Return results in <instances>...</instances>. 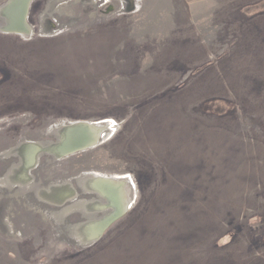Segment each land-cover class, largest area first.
I'll return each mask as SVG.
<instances>
[{
	"label": "rangeland",
	"instance_id": "1",
	"mask_svg": "<svg viewBox=\"0 0 264 264\" xmlns=\"http://www.w3.org/2000/svg\"><path fill=\"white\" fill-rule=\"evenodd\" d=\"M9 1L0 264H264V0H34L27 34ZM77 122L108 126L57 159ZM93 175L128 209L87 242L113 211Z\"/></svg>",
	"mask_w": 264,
	"mask_h": 264
},
{
	"label": "bare ground",
	"instance_id": "2",
	"mask_svg": "<svg viewBox=\"0 0 264 264\" xmlns=\"http://www.w3.org/2000/svg\"><path fill=\"white\" fill-rule=\"evenodd\" d=\"M22 14L23 13L21 10V5H18L16 9H13L11 11L10 20L12 23H11V27L9 28V30H11L12 32H25L26 34L29 32L28 29L24 28L27 26L25 23L26 15L25 13L24 15ZM9 30L5 28L4 31L9 32ZM86 123L90 127L100 128L99 134L104 128L107 129V126H108L106 123H89V122H86ZM38 150L39 149L35 146L30 147L29 152L27 153V156L25 158L26 168L32 167L33 163L35 162L34 156H36ZM89 178L93 179V184L95 185V187H97L99 195L108 201L109 206L113 210L112 214L109 217L104 218L100 221L98 220V221L92 222L91 224H88L87 226L83 228V233L86 238V241L92 242L94 239L97 238V236L101 235L105 231L108 224H110L115 217L119 216L120 214H124L127 211L128 204L123 201L124 196H125L124 189L126 186L125 178L109 179L106 177L94 176V175L91 177L89 176Z\"/></svg>",
	"mask_w": 264,
	"mask_h": 264
},
{
	"label": "water",
	"instance_id": "3",
	"mask_svg": "<svg viewBox=\"0 0 264 264\" xmlns=\"http://www.w3.org/2000/svg\"><path fill=\"white\" fill-rule=\"evenodd\" d=\"M34 0H10L8 4L3 6L4 13L6 14V28L9 30L11 27V11L16 9L18 5H21L22 15L27 14L28 9L31 3ZM28 29L27 26L24 27ZM9 32H12L9 30ZM106 130L104 128L101 133L100 128L90 127L86 122H77L68 124V126L61 128L59 131L61 133V138L59 139L58 144L54 147L53 153L54 156L58 158H68L70 156H74L79 153H83L89 149L97 146L102 138L103 132ZM64 152V153H63ZM89 187L94 192L98 193L97 187L93 184V179L89 178ZM123 214L115 217L112 222L120 218ZM111 222V223H112ZM110 223V224H111ZM108 224V226L110 225ZM107 226V227H108ZM103 234V233H102ZM101 234V235H102ZM97 236V240L100 236Z\"/></svg>",
	"mask_w": 264,
	"mask_h": 264
}]
</instances>
